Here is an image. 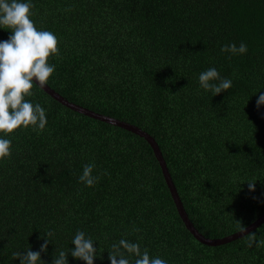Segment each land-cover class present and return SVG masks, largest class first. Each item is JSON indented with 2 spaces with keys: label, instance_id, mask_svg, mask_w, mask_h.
Returning a JSON list of instances; mask_svg holds the SVG:
<instances>
[{
  "label": "trees",
  "instance_id": "1",
  "mask_svg": "<svg viewBox=\"0 0 264 264\" xmlns=\"http://www.w3.org/2000/svg\"><path fill=\"white\" fill-rule=\"evenodd\" d=\"M31 19L58 37L47 84L69 101L141 127L155 138L187 215L197 230L221 238L264 213V0H32ZM10 29H0V40ZM247 52L231 55L226 44ZM215 67L232 80L213 96L199 74ZM26 99L47 111L43 131L7 135L0 160V264L38 250L51 231L44 264L70 250L83 230L110 264L125 238L168 264H264V222L220 245L199 241L179 214L150 143L77 112L38 84ZM257 93V94H255ZM94 162L100 178L79 182ZM248 181L255 182L249 191ZM69 264H86L68 255Z\"/></svg>",
  "mask_w": 264,
  "mask_h": 264
},
{
  "label": "clouds",
  "instance_id": "2",
  "mask_svg": "<svg viewBox=\"0 0 264 264\" xmlns=\"http://www.w3.org/2000/svg\"><path fill=\"white\" fill-rule=\"evenodd\" d=\"M33 8L32 0H0V29H10L8 39L0 40V160L11 155L12 141L7 138L9 133L18 128L31 127L34 131H43L48 123L46 109L40 104H33L26 99L32 96L34 84L44 87L50 76L55 72V64L49 63V57L56 55L58 37L49 30L38 28L31 19ZM221 51L231 55H242L247 52V45L241 42L226 44ZM199 87L213 96L227 91L232 86V80L222 78L215 67L202 71L198 77ZM256 99V109L264 106V91H259ZM255 93V94H257ZM264 116V113H261ZM96 167L94 162L83 166L79 182L85 186H94L99 176L93 174ZM249 191H255V182L248 181ZM246 226L241 228V232ZM51 231L44 232V240L38 250L32 247L25 251L14 252L13 258H19V264H44L42 253L48 252L51 242ZM98 240L83 230H78L72 237L69 251L63 249L55 251L51 264H69L68 255L86 264H95L96 259L103 258L96 247ZM264 247V239L248 238V246ZM107 259L110 264H168V261L159 256H151L147 248L142 249L140 244L121 238L111 245Z\"/></svg>",
  "mask_w": 264,
  "mask_h": 264
},
{
  "label": "water",
  "instance_id": "3",
  "mask_svg": "<svg viewBox=\"0 0 264 264\" xmlns=\"http://www.w3.org/2000/svg\"><path fill=\"white\" fill-rule=\"evenodd\" d=\"M40 86V85H39ZM41 87V86H40ZM46 92H48L52 97H54L56 100L60 101L62 104L68 106L69 108L86 114L90 117L105 121V122H109L111 124H115L118 125L120 127H123L129 131H132L142 137H144L152 146L154 153L158 159V161L160 162L164 177L166 179V182L169 186V189L171 191L172 197L175 201V204L177 206V209L179 211L180 216L182 217L183 221L185 222L187 228L194 234V236L201 241L204 244H208V245H220V244H225L228 242H231L233 240H236L240 237L245 236L246 234H248L249 232L253 231L255 228H257L259 225H261L264 222V213L257 218L254 222H252L251 224H249L248 226H246V230L241 232L240 230L237 232H234L230 235L221 237V238H210V237H206L204 234L200 233L197 228L195 227V225L191 222V220L189 219L187 212L185 210V207L183 205V202L180 198L179 192L177 190V187L172 179L171 173L168 169L167 166V162L163 156V153L160 149L159 144L157 143V141L155 140V138L153 136H151L147 131L143 130L141 127L136 126L134 124H131L129 122L126 121H122L120 119L114 118L112 116L109 115H105V114H101L99 112L93 111L89 108H86L84 106H81L75 102L69 101L68 99H66L65 97H63L60 93H58L56 90H54L53 88H51L48 84H46L44 87H42Z\"/></svg>",
  "mask_w": 264,
  "mask_h": 264
}]
</instances>
